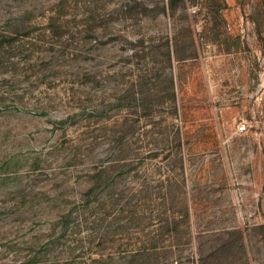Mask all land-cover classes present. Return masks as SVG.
<instances>
[{
  "label": "rangeland",
  "instance_id": "1",
  "mask_svg": "<svg viewBox=\"0 0 264 264\" xmlns=\"http://www.w3.org/2000/svg\"><path fill=\"white\" fill-rule=\"evenodd\" d=\"M0 264H264V0H0Z\"/></svg>",
  "mask_w": 264,
  "mask_h": 264
}]
</instances>
